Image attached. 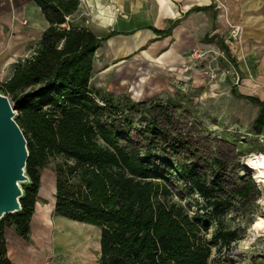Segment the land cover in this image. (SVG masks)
Returning <instances> with one entry per match:
<instances>
[{"label":"trees","instance_id":"obj_1","mask_svg":"<svg viewBox=\"0 0 264 264\" xmlns=\"http://www.w3.org/2000/svg\"><path fill=\"white\" fill-rule=\"evenodd\" d=\"M32 2L48 27L31 57L0 86L28 142L32 184L24 187L22 212L0 223V264H11L5 229L28 238L40 173L60 158L54 216L100 230L98 264H208L212 248L227 249L238 239L224 219L230 210L247 213L259 192L256 181L246 175L230 185L226 162L195 155L192 143L172 130V101L134 102L91 86L96 52L117 33L98 36L75 25L80 0ZM232 94L261 109L254 125L261 131L264 102L235 87ZM174 177L203 200L195 215L172 203L168 182Z\"/></svg>","mask_w":264,"mask_h":264},{"label":"rangeland","instance_id":"obj_2","mask_svg":"<svg viewBox=\"0 0 264 264\" xmlns=\"http://www.w3.org/2000/svg\"><path fill=\"white\" fill-rule=\"evenodd\" d=\"M80 1V9L72 18L74 24L79 27H90L96 35L106 36V31L100 26L101 22H92L95 20L93 0ZM15 3L18 4V0H15ZM25 3L28 7L24 9V14H28L31 22V24L27 23L28 33L17 31L10 37L14 36L13 40H16L20 36L27 35V40L23 42L26 46L21 48H26L27 52L22 57L18 55L14 59L16 64L9 66L4 72L3 68L0 69V74L3 75L0 76V86L9 80V75H13L18 64L31 57L44 29L48 27L32 0H25ZM12 4V0L10 3L6 0L0 1V14L5 13L0 18L1 35H6L7 39L8 33L2 29L1 24H4L6 29H13L11 18L14 22L17 20L20 23V17L17 19L11 17L12 12L9 9ZM31 8L35 10L33 13ZM5 19L8 21L4 22ZM232 26L234 24L230 25L229 31L223 37L236 57L235 64L215 47L189 50L185 55L187 60L176 64L172 71L166 69L163 73L158 70L153 72L157 81L154 85L155 92L150 90L148 93L153 92L152 95L139 101L124 94L134 102L155 100L166 105L172 101L174 105L169 112L175 114L172 127L174 134L181 133L183 138L191 142L195 155L202 160L219 159L226 162L227 171L233 170V173L227 174L225 178L230 185L236 177L248 175L254 179L248 161L256 155L264 154V128L258 131L254 127L261 109L232 94L233 87L237 88L238 94L241 93L240 88L244 78L252 76L258 80V75L262 73V53L256 50L250 51L251 55L253 54L250 60L246 57L248 55L246 51L244 57L236 55L243 28L241 26L240 37L232 40L230 39ZM16 27L20 28L17 24ZM19 40L23 41V39ZM158 82H162V89L157 86ZM115 97L120 96L115 95ZM12 105L14 107L13 103ZM61 160L60 158L51 162L49 167L40 173L39 199L37 208L35 207L38 216L55 204L54 167ZM201 166L209 173L213 170L207 162L202 163ZM255 183L259 192L251 202L247 213L244 214L239 209L230 210L224 219L230 229L238 232V239L227 249L223 248L219 251L217 248H212V257L208 264H264V229L259 232L254 228L255 222L264 219V188L257 181ZM168 185L173 195L172 203L184 206L191 215L199 212L197 203L203 205V200L196 194L189 193L185 181L174 177ZM54 222L58 228L54 235L56 257L66 259L67 263L71 264H98L100 245L98 228L60 217H56ZM215 227L213 223L207 235L209 240Z\"/></svg>","mask_w":264,"mask_h":264},{"label":"crops","instance_id":"obj_3","mask_svg":"<svg viewBox=\"0 0 264 264\" xmlns=\"http://www.w3.org/2000/svg\"><path fill=\"white\" fill-rule=\"evenodd\" d=\"M12 1L11 17H20V23L11 18L13 29L1 24L9 36L7 39L6 35H1L0 29V69L3 68V72L16 64L14 59L18 55L22 57L27 52L26 48L21 49L26 46L23 42L27 35L18 37L23 41L13 40L14 36L10 35L17 31L28 33L30 21L28 14H24L28 5L25 0H18V4ZM93 5L95 20L92 22H101L106 36L117 33L96 52L91 79L94 88L116 96L128 94L141 101L155 92L157 78L153 72L172 71L176 64L187 60L185 55L189 50L215 47L235 64L236 57L223 37L234 24L243 28L236 55L244 57L246 51L250 60L253 55L250 51L262 53V73L258 80L252 76L244 78L239 93L264 102V0H93ZM34 11L31 8V12ZM4 14L2 12L0 18ZM16 24L20 28L17 29ZM157 86L161 88L162 82ZM150 90L152 94H148ZM51 206L39 216L34 213L27 239L18 236L13 228L5 229L6 253L11 264H71L56 257L54 235L58 228L54 222V204Z\"/></svg>","mask_w":264,"mask_h":264},{"label":"water","instance_id":"obj_4","mask_svg":"<svg viewBox=\"0 0 264 264\" xmlns=\"http://www.w3.org/2000/svg\"><path fill=\"white\" fill-rule=\"evenodd\" d=\"M9 97L0 91V223L22 212L24 187L32 184L27 173L28 142Z\"/></svg>","mask_w":264,"mask_h":264},{"label":"bare ground","instance_id":"obj_5","mask_svg":"<svg viewBox=\"0 0 264 264\" xmlns=\"http://www.w3.org/2000/svg\"><path fill=\"white\" fill-rule=\"evenodd\" d=\"M248 165L253 178L264 188V167H261V165H264V154L250 158ZM254 228L262 232L264 229V219L255 222Z\"/></svg>","mask_w":264,"mask_h":264},{"label":"built area","instance_id":"obj_6","mask_svg":"<svg viewBox=\"0 0 264 264\" xmlns=\"http://www.w3.org/2000/svg\"><path fill=\"white\" fill-rule=\"evenodd\" d=\"M242 33V28L238 25H234L231 27L230 39L236 40L240 37Z\"/></svg>","mask_w":264,"mask_h":264},{"label":"clouds","instance_id":"obj_7","mask_svg":"<svg viewBox=\"0 0 264 264\" xmlns=\"http://www.w3.org/2000/svg\"><path fill=\"white\" fill-rule=\"evenodd\" d=\"M261 167H264V165H261Z\"/></svg>","mask_w":264,"mask_h":264}]
</instances>
